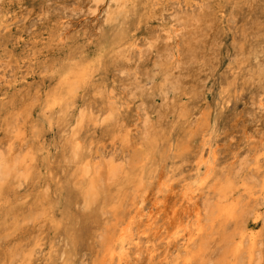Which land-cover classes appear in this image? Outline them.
Masks as SVG:
<instances>
[{
	"label": "bare ground",
	"instance_id": "bare-ground-1",
	"mask_svg": "<svg viewBox=\"0 0 264 264\" xmlns=\"http://www.w3.org/2000/svg\"><path fill=\"white\" fill-rule=\"evenodd\" d=\"M153 1L89 0L81 4L85 9L82 13L93 17L104 9V21L112 31L101 35V41L93 50L87 45L78 44L61 57L60 65L56 66L55 81L47 90L44 89V107L51 113L58 108L66 117L73 113L80 92L90 90L89 84L97 67L105 60L106 66L110 64L112 70L118 73L114 77L119 89L116 92L137 102V124L146 157L142 159L143 164L132 169L119 161L127 158L124 148L119 151L120 156L118 154L113 160L110 158L106 165L109 195L105 197L97 165L95 167L92 163L97 157L84 153L79 145L67 143L63 145V148H68L65 159L74 165V176L78 180L70 183L66 190L85 208L94 207L89 212L92 217H98L118 199L120 202L128 190L133 192L126 216L113 226L111 237L105 239L108 252L105 250L107 259L102 264H264V206L256 209L264 205V62L260 65L257 63L255 69L252 65L258 59V49L264 44V23L260 28L251 29L254 30L253 46L249 44L247 50L238 45L234 58L241 74L245 76L248 72L249 83L251 77L254 79L255 76L258 81L255 86L263 93L254 97L258 116L254 115L250 123L245 119L247 122L243 123L241 132L247 141L253 143V148L246 152L251 153V158L248 160L246 156L243 161L238 159L233 163L237 152L224 159L225 154L230 155L232 148L226 145V148L220 149L216 144L218 135L215 126L205 123L199 131H194L195 143L191 141L193 138L190 140L192 143H182L183 146L189 144L187 153H175L171 141L173 126L185 120L197 108L195 101L202 90L197 87L192 75L197 71L195 69L204 68L200 62L205 59L209 41L213 42L208 39L214 30L216 32L217 23L213 18L214 12L206 11L198 17H193L191 12L190 15L175 14L172 18L174 23L162 29L164 34L151 36L141 49L140 46L137 49L135 44L137 51L133 46L122 49L130 39L129 26L137 18L136 13L140 11L144 17L145 12L151 14L157 4ZM214 1L219 11L226 3L235 1V6L243 3L248 9L259 7L264 13V0ZM46 2L62 6V1L57 0L39 2L47 25L44 28L47 38H43V34L38 43L33 42L37 58L66 40L67 31L70 30V27L59 26L61 21L66 20V14L62 12L56 16ZM52 16L59 17L58 21L53 20ZM52 23L53 26H50ZM51 64L47 62L43 69H51ZM29 91L25 90L18 97L13 96L7 105H0V210L5 212L17 211L19 203L14 197L23 183H38V179L34 178L40 170L34 155L36 152L28 143L26 128L37 94ZM110 93L114 95L113 91ZM183 97L187 104H183ZM112 98L105 92V87H91L89 97L77 109L74 124L78 130H83L99 118L102 124L116 119L112 132L125 134L118 142L130 147L129 136L122 129L124 127L118 128L116 125L117 108ZM156 99H159V105H155ZM166 118L171 121L166 122ZM46 122L50 125L51 119L48 118ZM33 128L39 130L38 124ZM174 158L181 163H189L186 171L190 174L176 168ZM250 165L253 167L248 169ZM177 173L179 179L176 180V177V181L171 182ZM59 186L62 188V185ZM76 186H79L77 190ZM45 193L42 192L40 198ZM40 202L44 206L42 199ZM250 204H253L252 207H249Z\"/></svg>",
	"mask_w": 264,
	"mask_h": 264
},
{
	"label": "rangeland",
	"instance_id": "rangeland-1",
	"mask_svg": "<svg viewBox=\"0 0 264 264\" xmlns=\"http://www.w3.org/2000/svg\"><path fill=\"white\" fill-rule=\"evenodd\" d=\"M57 1H62V6L54 2H46V5H50L53 9L52 13H56V16L62 12L66 14V20L61 21L59 26L70 27L67 31L68 36L61 44L53 47L51 52L47 51L37 58L38 54H36L37 50L33 42L38 43L39 37L43 34V38H47V33L44 32L47 25L42 16V5L39 6V2L43 3V0H0V105H7L13 96L18 97L25 90L37 94L35 105L30 110V122L27 123L26 128L28 129V143L36 152L34 155L40 170L34 178L38 179V183L33 182V184L28 181L18 189L14 197L19 203L17 211L0 210V264H102L107 259V240L113 233V226L118 221H123L126 216L134 197L133 192L128 190L120 202L118 199L117 203L113 202L109 207L107 206L98 217L90 216L89 212L94 207L85 208L81 201L77 202L66 190L68 185L76 183L78 178L74 176V165L65 159L68 148H63V145L72 142L75 146L79 145L84 153L92 154L94 158L97 157L92 163L95 167L97 165L99 178L104 185L105 197L109 195L106 165L111 159L117 158L118 154L121 155L119 153L121 149L124 148L127 158L119 161L130 169L140 163L143 164L142 159L146 157L137 124V102L118 93L117 83L114 82V77L118 76V73L112 70L110 64L106 66L105 60L97 67L89 88L91 90V87L101 85L105 87V92L109 96H113L112 100L117 108L118 122L116 125L118 128L124 127L122 129H125L126 135L129 136L130 147L128 145L124 147L118 142L125 134L112 132L116 119L102 124L99 118L83 130H78L74 119L77 109L89 97L90 90L88 89V92H80L75 110L67 117L61 114L58 108L53 110V113L45 109L44 92L57 77L55 70L56 66L61 63V57L78 44L87 45L90 50H93L101 41L103 37L101 35L112 31L109 24L104 21V9L95 17L82 13L85 9L81 4L89 0H82V3L80 0ZM212 1L214 0H154L153 2L157 4L151 14L147 15L145 12L144 17L142 12L136 13L137 18L129 26L128 37L130 39L121 48L131 49L133 46L137 51L140 46L141 49L144 42L149 41L151 36L164 34L162 29L174 23L172 18L175 14L190 15L191 12L193 17H198L206 11L211 14L215 13L213 18L217 23L215 24L216 32L213 28L212 37L208 39V41L212 39L213 42L208 43L205 59L200 58V64L204 68L195 69L197 71H194L192 75L196 79L197 87L202 90L199 99L195 101L197 108L191 112L189 117H185V120L174 124L171 141L175 153L185 151L184 154H186L189 144L184 146L183 144L188 141L196 142L193 141L194 131H199L205 124L215 126V133L218 135L217 146L220 149L224 146V148L227 146L232 148L230 155L225 154L224 159H229L233 153L238 152L236 159L230 160L235 163L238 159L243 161L246 156L248 160L251 158V153L246 152L253 148V143L247 141L241 132L244 122L248 120L250 123L249 120H252L254 115V117L258 116L255 98L256 94L260 93V96L263 94L255 86L258 82L255 76L254 79L251 77L249 83L248 72L244 76L238 70L234 60L235 50L238 45L246 49L249 44L253 46L254 30L251 29L262 26L264 13L259 7L248 9L249 7L243 3L235 6V1L226 3L219 11L217 2ZM75 6L77 8H74ZM52 18L57 22L59 17L52 16ZM50 26H53V23ZM135 44L137 49L134 47ZM258 50V59L252 62L253 69L258 66L257 63L260 65L264 62V44ZM47 62L52 63L51 69L44 70L43 67ZM237 74L241 77L238 78ZM231 88L233 91L230 93ZM111 91L114 95L110 93ZM159 102V99H156L155 105H159ZM182 102L187 104L186 98L183 97ZM43 113L46 115L44 116ZM48 118L51 119L50 125L46 122ZM165 121L169 122L171 119L166 118ZM37 124L39 130L36 131L33 125ZM181 126L182 129H180ZM191 127L193 129H190ZM228 155L229 157H226ZM119 161L116 162L120 163ZM173 161L176 168H182L183 171L185 170L183 173L190 174L186 171L189 163H186L187 165L185 162L181 163L178 158H174ZM250 167L253 166L250 165L248 169H251ZM178 176L180 177L178 173L173 176L171 182L178 180ZM59 185H62V188ZM78 188L79 186L75 187L76 190ZM45 191L43 198H40L39 195ZM41 199L45 203L44 206L40 204ZM252 205L250 204L249 207ZM262 206L264 205L256 209Z\"/></svg>",
	"mask_w": 264,
	"mask_h": 264
}]
</instances>
